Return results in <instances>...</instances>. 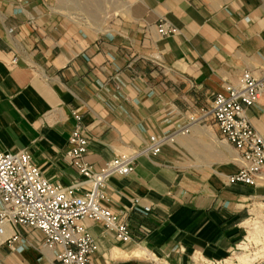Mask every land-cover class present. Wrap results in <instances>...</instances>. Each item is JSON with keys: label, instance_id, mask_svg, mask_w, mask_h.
Wrapping results in <instances>:
<instances>
[{"label": "crops", "instance_id": "obj_1", "mask_svg": "<svg viewBox=\"0 0 264 264\" xmlns=\"http://www.w3.org/2000/svg\"><path fill=\"white\" fill-rule=\"evenodd\" d=\"M135 1L124 44L100 35L86 43L44 0H0V152L29 151L49 181L70 186L84 180L66 157L76 111L97 169L163 139L159 155L140 156L106 190V205L127 215L131 243L86 221L98 245L92 264L224 261L254 205L264 208V182L229 184L240 168L234 148L213 121L188 123L244 72L264 77V0ZM161 20L178 32L161 38ZM246 115L264 135V95ZM181 119L188 134L174 127ZM19 232L17 251L0 246V264H57L40 232Z\"/></svg>", "mask_w": 264, "mask_h": 264}, {"label": "built area", "instance_id": "obj_2", "mask_svg": "<svg viewBox=\"0 0 264 264\" xmlns=\"http://www.w3.org/2000/svg\"><path fill=\"white\" fill-rule=\"evenodd\" d=\"M178 29L166 20L157 24L161 38L175 35ZM18 58L11 61L15 66ZM163 68L160 54L151 60ZM264 95V77L246 71L236 83H226L211 104L201 109L199 117L191 116L189 126L209 120L219 128L222 138L237 153L239 171L228 176L229 184L255 187L264 182V135L251 124L246 111L254 108ZM76 125L68 141L66 157L84 179L70 186L49 181L33 162L29 151L0 152V246L19 249V229L40 232L43 246L54 253L57 264H92L98 252L96 237L86 225L90 220L101 224L119 244L132 241L127 215L106 205V190L114 176L126 177L145 154L157 156L164 140L154 139L145 149H133L116 155L102 169L86 161L90 137L82 124V116L74 113ZM183 134L189 128L182 129ZM139 203L138 199L135 200ZM151 207H144L149 212ZM203 264H224L226 261L202 260Z\"/></svg>", "mask_w": 264, "mask_h": 264}, {"label": "rangeland", "instance_id": "obj_3", "mask_svg": "<svg viewBox=\"0 0 264 264\" xmlns=\"http://www.w3.org/2000/svg\"><path fill=\"white\" fill-rule=\"evenodd\" d=\"M44 2L57 22L68 23V26L72 27L69 30L78 33L86 43L97 37L95 28L108 30L109 33L113 31L110 35L109 33L100 35L102 41L120 37L124 44L131 43L127 37L131 19L127 17L126 12L133 13L137 10L138 2L135 0H44ZM109 36L112 37L108 38ZM88 38L92 40L89 41ZM184 121L183 119L180 122L176 121L174 127L181 124L178 128L182 129ZM255 209L254 205L251 209L252 216L248 218L246 224L244 223L245 236L233 248L224 264H264V208L260 212Z\"/></svg>", "mask_w": 264, "mask_h": 264}, {"label": "bare ground", "instance_id": "obj_4", "mask_svg": "<svg viewBox=\"0 0 264 264\" xmlns=\"http://www.w3.org/2000/svg\"><path fill=\"white\" fill-rule=\"evenodd\" d=\"M95 31H96V33H95V35H107L108 33H109V31L107 30V31H105V30H103V29H101V28H95ZM90 40V39H89ZM141 255V254H140Z\"/></svg>", "mask_w": 264, "mask_h": 264}]
</instances>
